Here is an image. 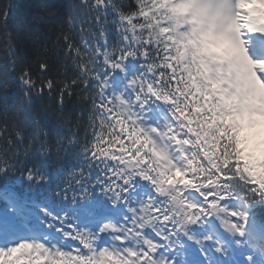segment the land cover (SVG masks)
Instances as JSON below:
<instances>
[{"label":"snow or ice","instance_id":"1","mask_svg":"<svg viewBox=\"0 0 264 264\" xmlns=\"http://www.w3.org/2000/svg\"><path fill=\"white\" fill-rule=\"evenodd\" d=\"M0 264H264V0L0 5Z\"/></svg>","mask_w":264,"mask_h":264},{"label":"trees","instance_id":"2","mask_svg":"<svg viewBox=\"0 0 264 264\" xmlns=\"http://www.w3.org/2000/svg\"><path fill=\"white\" fill-rule=\"evenodd\" d=\"M7 3V0H0V5Z\"/></svg>","mask_w":264,"mask_h":264}]
</instances>
